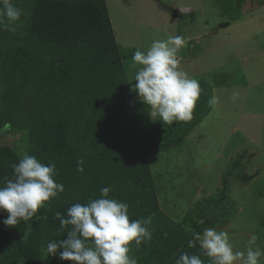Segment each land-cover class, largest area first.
Here are the masks:
<instances>
[{
	"label": "trees",
	"instance_id": "obj_1",
	"mask_svg": "<svg viewBox=\"0 0 264 264\" xmlns=\"http://www.w3.org/2000/svg\"><path fill=\"white\" fill-rule=\"evenodd\" d=\"M18 1L22 18L11 25L6 18L0 23L9 27L3 30L0 26V38L4 40L15 34L11 28L24 33L23 39L18 36L2 53L5 88L0 98L6 100L7 120H1L0 112V130L28 131V151L44 164L55 163L56 182L63 184L64 191L48 202V209H40L36 217L21 219L15 226H6L3 221L8 214L0 211V255L8 264H54L43 257L41 243L35 244L40 239L36 235L38 224L47 227L56 241L66 240L71 226L61 229L56 213L67 218L73 204H87L100 197L101 188L108 187L111 198L129 204L130 220L152 217L148 226L152 239L139 247L132 245L131 255L138 264H175L181 252L199 255L207 264L208 257L198 245L188 247L198 228L196 223L190 231L185 230L159 210L151 170L141 147L153 131L163 137L160 147L164 149L186 136L210 110L205 105L209 86L200 85L202 100L197 102L190 121L164 124L157 120L152 131L147 126L146 105L133 96L127 74L134 70V77L136 70L128 71L106 0ZM243 1L235 3L241 6ZM23 112H29L33 119L20 128ZM20 159L13 148L0 145V186L5 178H14L12 165ZM79 159L84 161L83 172L77 171ZM239 165L237 161L225 171L220 202L215 208L207 207L209 201L200 206L199 220L209 215L207 224L213 226L219 221L222 226L241 216L239 209L233 216L223 205L231 201L227 191L240 185L232 181L244 186L254 178L236 175ZM229 205L233 208L235 204ZM29 229L35 239L23 237Z\"/></svg>",
	"mask_w": 264,
	"mask_h": 264
},
{
	"label": "rangeland",
	"instance_id": "obj_2",
	"mask_svg": "<svg viewBox=\"0 0 264 264\" xmlns=\"http://www.w3.org/2000/svg\"><path fill=\"white\" fill-rule=\"evenodd\" d=\"M106 1L115 38L121 54L125 56L128 71L137 50L146 52L156 39H166L169 35L185 38L187 34L196 40L190 45L193 48L191 52L188 51V43L180 50V67L196 78L200 85L206 83L209 86L207 100L214 93L220 98V103L214 107L205 101L210 109L206 116L167 149L160 147L163 137L153 131L156 121L148 114L147 126L152 128L153 136L146 139L141 151L147 156L159 210L188 231L194 223L200 228L197 232L196 227L195 232L201 234L210 227L227 231L225 227L220 229L219 221L213 226L207 224L205 221L210 219L209 215L199 220L200 212H197L203 204H208L207 201L210 202L207 207L215 208L222 198L225 171L240 161L236 175L247 174L258 180L256 184L249 182L246 186L248 191L241 188L227 191L231 201L223 205L232 211L233 216L237 209L247 206V214L235 217V228L227 232L234 250H245L252 235L258 237L257 244L264 249V172L258 173L260 168L264 169V0H244L241 6L235 3L236 0ZM9 2L21 7L18 0ZM0 26L3 30L9 28ZM14 32L9 39L0 38L1 95L5 88L2 83L5 76L2 53L14 44L18 36L19 39L24 38V33ZM133 74L134 70L127 74L132 88L136 83ZM234 90L240 94L236 102L230 100ZM132 93L135 100L140 101L138 95ZM5 101L0 98L3 122L7 120ZM32 117L29 112H23L19 127L31 124ZM27 133L25 129L3 128L0 130V145L13 148L20 158L25 153L31 155ZM232 182L242 185L236 180ZM228 203L235 205L230 208ZM45 208H49L48 203ZM38 227L41 234L39 230L36 232L40 239L37 238L35 244L41 243V248L45 249L47 243L56 241L55 235L48 232L47 227L43 228L41 223ZM244 230L248 232L243 234ZM23 237L29 240L36 236L31 235L29 229ZM59 251L55 256H49L44 251L43 257L54 264H73L61 260ZM7 261L0 255V264H8ZM261 264H264V258H261Z\"/></svg>",
	"mask_w": 264,
	"mask_h": 264
},
{
	"label": "clouds",
	"instance_id": "obj_3",
	"mask_svg": "<svg viewBox=\"0 0 264 264\" xmlns=\"http://www.w3.org/2000/svg\"><path fill=\"white\" fill-rule=\"evenodd\" d=\"M0 3L3 4L0 23L6 18L11 25L21 19L22 9L9 0H0ZM184 45L183 36L169 35L166 39L153 40L146 52L137 50L132 56L130 67L137 70L136 83L131 90L146 105L149 116L164 124L190 121L201 97L200 82L180 67L179 52ZM239 96L234 90L230 100L236 102ZM219 103L220 98L215 93L208 100L210 107ZM83 163V159L77 161L78 172L84 171ZM12 168L14 178H5L0 186V211L8 214L3 221L6 226H15L21 219H33L51 199L64 191L63 184L56 182L55 163L44 164L25 153ZM110 191L108 187L101 188L99 198L87 204H73L67 211V218L57 212L60 228L71 226L68 238L47 243L44 251L55 256L62 249L59 258L73 264H138L131 255L132 245L139 247L145 240L152 239L148 227L152 217L130 220L129 204L111 198ZM192 236L188 247L195 248L198 243L209 258L208 264H261L264 258V249L257 244L256 235L250 237L243 251L234 250L225 230L210 227L202 234L193 232ZM175 264L205 262L199 255L181 252Z\"/></svg>",
	"mask_w": 264,
	"mask_h": 264
},
{
	"label": "crops",
	"instance_id": "obj_4",
	"mask_svg": "<svg viewBox=\"0 0 264 264\" xmlns=\"http://www.w3.org/2000/svg\"><path fill=\"white\" fill-rule=\"evenodd\" d=\"M145 1V0H144ZM106 3H107V1H106ZM108 11H109V16H110V19H111V13H110V10H109V8H108ZM177 19V18H176ZM112 20V19H111ZM189 26L191 25V24H188ZM186 37H185V44H187L188 43V47H189V49H188V51H192L193 50V48H190V45H193V42H195V40L196 39H194L195 37H193V36H189V35H185ZM196 36H198L199 38H200V36L202 37V35H200V34H197ZM198 37H196V38H198ZM198 38V39H199ZM190 43V44H189ZM192 43V44H191ZM263 164V163H262ZM261 169V168H260ZM259 169V170H260ZM262 171V174H263V172H264V169H262L261 170ZM261 174V175H262ZM258 179L256 178V179H252V181L250 182V183H252V182H255V184L257 183L256 181H257ZM248 184H246V185H239L238 187H236V188H241V189H243V190H245V191H248L247 189H246V186H247ZM241 209V208H240ZM238 210V213H239V215H245V214H247V206H245V207H243L241 210ZM234 222H235V218L234 219H232L231 221H229L227 224H226V226L225 225H223V226H221V228L220 229H222L223 227H225L226 229H228L227 231L229 232L230 231V229H232L233 227L235 228V225H234ZM248 232V230H244L242 233L243 234H246ZM230 233V232H229Z\"/></svg>",
	"mask_w": 264,
	"mask_h": 264
}]
</instances>
